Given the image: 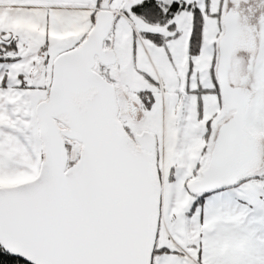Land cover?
<instances>
[{
    "label": "snow or ice",
    "instance_id": "snow-or-ice-1",
    "mask_svg": "<svg viewBox=\"0 0 264 264\" xmlns=\"http://www.w3.org/2000/svg\"><path fill=\"white\" fill-rule=\"evenodd\" d=\"M0 264H264V0H0Z\"/></svg>",
    "mask_w": 264,
    "mask_h": 264
}]
</instances>
